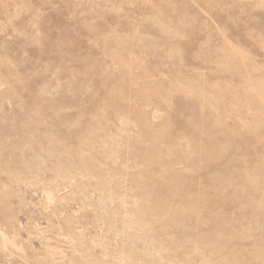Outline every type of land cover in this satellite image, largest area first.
Returning <instances> with one entry per match:
<instances>
[{"label": "rangeland", "instance_id": "374dc122", "mask_svg": "<svg viewBox=\"0 0 264 264\" xmlns=\"http://www.w3.org/2000/svg\"><path fill=\"white\" fill-rule=\"evenodd\" d=\"M0 264H264V0H0Z\"/></svg>", "mask_w": 264, "mask_h": 264}, {"label": "bare ground", "instance_id": "6f19581e", "mask_svg": "<svg viewBox=\"0 0 264 264\" xmlns=\"http://www.w3.org/2000/svg\"><path fill=\"white\" fill-rule=\"evenodd\" d=\"M48 193H49V192H48ZM50 194H53V193L50 192ZM45 195H46V194H45ZM48 196H49V195H48ZM48 196H47V197H48ZM51 198H52V199L54 198L53 195L51 196ZM51 198H50V199H51ZM47 199H48V205H49V203H50V202H49V197H48ZM49 206H50V205H49ZM49 206H48V207H49ZM125 216H126V215H125ZM131 218H132V217H131ZM125 229H126V228H125ZM76 231H77V229H76ZM3 234H4V233H3ZM3 234H2V235H3ZM4 236H6V235L4 234ZM4 236H3V237L1 236V237H2V239H3V242L5 243V242H6V241H5L6 239L4 238ZM55 236H56V235H55ZM58 236H59V235H58ZM60 239H61V238H60ZM70 239H71V237H70ZM47 240H48V239H47ZM47 240H46V241H47ZM61 240H62V239H61ZM65 240L67 241V238H65ZM62 241H63V240H62ZM71 241H72V240H71ZM47 242H48V241H47ZM69 243H70V242H69ZM73 243H74V242H73ZM6 244H7V242H6ZM6 244H5V245H6ZM71 246H72V245H71ZM47 250H50V249L48 248ZM52 250H53V249H52ZM52 250H51V251H52ZM76 254H77V253H76ZM50 255H51V254H50ZM70 255H71V254H70ZM73 257H74V256H73Z\"/></svg>", "mask_w": 264, "mask_h": 264}]
</instances>
